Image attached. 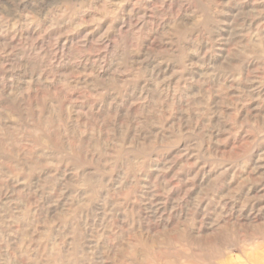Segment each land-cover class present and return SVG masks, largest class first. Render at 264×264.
Instances as JSON below:
<instances>
[{"label": "rangeland", "instance_id": "rangeland-1", "mask_svg": "<svg viewBox=\"0 0 264 264\" xmlns=\"http://www.w3.org/2000/svg\"><path fill=\"white\" fill-rule=\"evenodd\" d=\"M0 264H264V0H0Z\"/></svg>", "mask_w": 264, "mask_h": 264}]
</instances>
